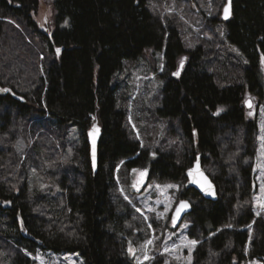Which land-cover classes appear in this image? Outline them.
I'll list each match as a JSON object with an SVG mask.
<instances>
[{
    "label": "trees",
    "instance_id": "obj_1",
    "mask_svg": "<svg viewBox=\"0 0 264 264\" xmlns=\"http://www.w3.org/2000/svg\"><path fill=\"white\" fill-rule=\"evenodd\" d=\"M39 8V0H0V85L25 99L0 97L4 264H33L29 254L38 248L79 253L86 264H134L127 246L136 211L119 196L118 170L144 165L150 154L117 108L113 80L149 49L165 52L169 72L190 55L180 76L167 79L159 111L177 126L186 152L161 154L152 174L185 186L182 197L193 201L187 218L189 236L199 243L195 264L264 263V218L253 207L258 122L244 103L248 95L264 98V0H234L233 16L224 21L228 43L247 61L243 79L216 73L217 63L202 47L187 51L177 27L153 14L149 0H55V27L48 33L36 19ZM20 117L35 142L26 156L14 152L6 126ZM96 122L102 136L95 174L87 137ZM72 127L84 137L78 162L61 165L65 173L58 179L49 176L61 191L60 203L32 191L29 161L40 156L42 140L59 146ZM199 155L218 187L217 202L188 185L186 172Z\"/></svg>",
    "mask_w": 264,
    "mask_h": 264
},
{
    "label": "rangeland",
    "instance_id": "obj_2",
    "mask_svg": "<svg viewBox=\"0 0 264 264\" xmlns=\"http://www.w3.org/2000/svg\"><path fill=\"white\" fill-rule=\"evenodd\" d=\"M39 1L40 8L36 19L43 31L48 33L55 27L57 17L55 0ZM226 4L227 0H149V8L153 14L160 16L165 23L173 22L177 27L187 51H195L198 47H202L207 59L217 63L216 73L224 78L243 79L245 61L240 52L227 41L223 20ZM213 19L216 21L213 22ZM69 24L70 22H67L63 27H68ZM185 57L187 59L184 60L183 69L189 63L190 55L186 54L179 59L177 70L180 61ZM177 70L173 72L167 70L164 51L149 49L140 60L126 62L113 80L114 85L118 86L117 108L126 112L130 128L140 141L142 149L150 154L144 165L130 169L121 166L118 170L119 196L129 202L136 211L135 225L131 229L132 238L127 246L134 264H154V261H162V264H189V255L191 264L196 262L195 254L199 243L195 246L188 245V241L194 240L189 236L192 222L186 218L179 227H175L172 223V214L177 204L184 199L182 194H184L185 186L179 183L162 182L152 174V162L156 161L161 154L180 155L186 152V143L176 134L177 126L163 119L159 113L163 107L167 79L177 77L172 74ZM249 100L252 103L251 108L247 106ZM244 103L248 116L258 122L256 150L258 175L253 207L256 215L259 212L257 216L264 218V192L261 191L264 187V139H262L264 137V127H262L264 98L259 99L248 95ZM249 113L252 114L249 115ZM1 124L0 121V127ZM6 126L7 131L12 132L14 136L11 142L14 144V152L19 156H26L35 142L30 134L31 131L30 133L24 131L23 117L15 122L9 121ZM83 141V134L77 127L70 128L65 140L55 144L59 146H51L52 143L42 140L39 145L40 156L32 157L29 161L32 191L50 198L55 197L61 203L63 199L61 191L55 184L56 181L51 180V174L58 179L56 174L65 173L61 170V165L78 162ZM2 142L9 148V142L4 140ZM204 167L208 171V168ZM145 170L148 171V175L138 186L140 172ZM168 185L178 187H167ZM249 232L251 235L254 233L252 228ZM7 253V248L0 251V262L3 264L2 260L5 258L2 259V256L7 257ZM146 255L149 259H145ZM29 257L33 260V264H86L79 253H56L41 248L37 249L36 254H29ZM234 264L239 263L235 260ZM242 264L264 263L249 260Z\"/></svg>",
    "mask_w": 264,
    "mask_h": 264
},
{
    "label": "water",
    "instance_id": "obj_3",
    "mask_svg": "<svg viewBox=\"0 0 264 264\" xmlns=\"http://www.w3.org/2000/svg\"><path fill=\"white\" fill-rule=\"evenodd\" d=\"M233 1L234 0H231V8H230V13L231 14H230L228 19H224V12H223V20L224 21H229L232 18V16H233ZM227 2H228V0H227ZM5 89H7L8 91H4ZM8 95H11L16 100H19L21 102H25V99L20 97V96H18V95H16L11 88L3 87L2 85H0V97L1 96H8ZM247 106H248V103H247ZM94 126H95V128L99 129L98 132H94L93 131ZM101 136H102V129H101L99 123L96 122L92 126V128L88 131V142H89L90 147H91V161H92V165H93L92 140H93V137H95V166H93V170H94L95 174L97 173L98 166H99L98 150H99V142H100ZM198 158H199V161H200V169L203 172L204 176L207 178V180L204 181L198 175H196L194 177H189L188 176V170L189 169H188L187 172H186V176H187V179H188V185L191 188L195 189L205 200L212 201V202H217L219 200L218 187L215 184V182L212 180V178L209 176L207 170H205V167H204L203 162H202V156L199 155ZM146 172H147V174H146V176L143 177L142 180H141V177L139 178V181L137 183L138 186H140L145 181V179H146V177L148 175V171L147 170H146ZM193 179L200 180L201 183H203L205 185V187H207L208 183H210L211 186H212V190L215 192V195L206 194L205 191L201 188L200 184L191 182ZM181 201H187L188 204L190 205V207L180 211V213L177 214L176 209L179 207V203ZM181 201L177 204V206H176V208H175V210H174V212L172 214V223H173V225L175 227H179L184 222V220L192 213V210H193V203L189 199H183ZM5 207H10V204L5 205Z\"/></svg>",
    "mask_w": 264,
    "mask_h": 264
},
{
    "label": "snow or ice",
    "instance_id": "obj_4",
    "mask_svg": "<svg viewBox=\"0 0 264 264\" xmlns=\"http://www.w3.org/2000/svg\"><path fill=\"white\" fill-rule=\"evenodd\" d=\"M230 8H231V0H228L227 5L224 7V10H223L224 11V19H228L229 18L230 14H231L230 13ZM55 51H56L57 54H59L61 50L59 48H57ZM186 59L187 58L185 57V58H183L180 61L179 69L176 72L172 73L174 76H177V77L180 76V71L183 69L184 60H186ZM245 63H247V61H245ZM161 67H163V66H161ZM4 91H8V90L5 89ZM247 103H248L249 108H251L252 107L251 101L249 100V101H247ZM251 114L252 113H249V115H251ZM93 119H95V117H93ZM262 127H264V125H262ZM93 131L94 132H98L99 129L95 128V126H94ZM262 139H264V137H262ZM92 157H93V166H95V137H93V140H92ZM133 171H136V170H133ZM146 174H147L146 170L140 172L141 180L143 179L144 176H146ZM196 175L201 177L204 181L207 180V178L204 176L203 172L200 169V161H199L198 157L195 159L194 166L192 168H189V170H188V176L189 177H194ZM191 182L200 184L201 188L205 191L206 194L215 195V192L212 190V186H211L210 183H208L207 187H205V185L203 183H201L200 180L193 179ZM157 187H159V186H157ZM167 187H178V186L168 185ZM261 191L264 192V187L261 188ZM189 207H190V205L188 204L187 201H181L179 203V207L176 209V212H177V214H179L180 211H182V210H184L186 208H189ZM259 214L260 213L257 212V215H259ZM184 227H187V225H184ZM149 243H151V241H149ZM197 243H198V241H196V240L188 241V245H190V246H195ZM130 251H132V249H130ZM133 255H135L134 252H133ZM145 259H149V257L146 255ZM188 261H189V264H191V256L190 255L188 257Z\"/></svg>",
    "mask_w": 264,
    "mask_h": 264
}]
</instances>
